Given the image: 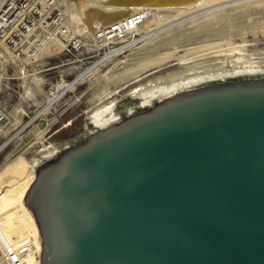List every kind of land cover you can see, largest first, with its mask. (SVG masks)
Listing matches in <instances>:
<instances>
[{"label":"water","instance_id":"water-1","mask_svg":"<svg viewBox=\"0 0 264 264\" xmlns=\"http://www.w3.org/2000/svg\"><path fill=\"white\" fill-rule=\"evenodd\" d=\"M27 156L37 264H264V51L143 80Z\"/></svg>","mask_w":264,"mask_h":264},{"label":"bare ground","instance_id":"bare-ground-1","mask_svg":"<svg viewBox=\"0 0 264 264\" xmlns=\"http://www.w3.org/2000/svg\"><path fill=\"white\" fill-rule=\"evenodd\" d=\"M74 1H76V5L74 2L71 14L73 22L76 26L86 30L84 35L87 39L91 38L95 28L101 23L109 25L111 23L128 20L129 18L136 17L138 13L140 14L139 18L143 20V23L138 26L137 33L141 38L136 42L144 41V45L138 49L137 47L133 48L131 50L132 53L129 51L130 54L127 56L130 59L139 61V64L136 62L138 66L135 65L136 68L133 66L134 68L126 71L125 74L115 76V78L112 76L108 77V75L111 74L109 73L111 70L105 75L108 80L107 83L109 81L112 83L117 82V86L140 79L141 75L147 72L150 67L158 68L176 60V53L178 51L191 49L197 51L212 50L205 58L188 63L193 64L202 61L190 67L213 62L210 59L216 61L246 53L247 51L243 49L235 50L237 47H232L234 50L231 51V49L230 52L224 49L225 51L222 53L223 50L219 51L218 48V51H213L218 45H212V41H216L217 44V40L226 37L230 39L226 44L234 46L235 44L233 41L236 38L244 40L248 34H253L255 36L256 34L258 35L264 32V0ZM202 14L203 17L200 19L204 20V23L207 22V20L210 22H207L205 27L203 26V29H207L208 32L201 34L198 28L202 26L203 21L198 24H194L195 20L191 23L189 22L196 16ZM183 20L184 22L190 20L186 24L189 23L194 26L192 28L189 27V29L185 26L187 30H181V27H184ZM231 22L236 23V25L232 26ZM228 25H231V28L227 27ZM173 27L178 29H174ZM171 28H173V30ZM159 34H162L164 39L156 40L155 37L158 38L159 36L160 38ZM129 39L128 36L124 41H128ZM244 41L246 42V40ZM203 43L207 45L202 47L199 46V44ZM218 44L221 43L218 42ZM219 48L221 49V47ZM144 55L148 56L142 58ZM99 72L101 71H88V76L94 75L97 79ZM33 76L37 77L40 75L34 74ZM102 92H104V90ZM79 98L81 97H78V99ZM54 107L53 101L50 100L45 107L39 111L40 115L49 117ZM56 119L57 118H53L51 123H49V127L44 131L35 128L33 132L27 136L28 143H26L23 148H21V144L24 143H17L10 152L9 158L5 160L0 168V234L17 244L28 243L31 245V252L27 257L26 264H37L40 242L33 215L22 204L35 180L32 166L30 167V163L25 158V155L34 145L43 140L44 133L48 132L49 129L57 123ZM23 140L24 139H21V141Z\"/></svg>","mask_w":264,"mask_h":264},{"label":"built area","instance_id":"built-area-1","mask_svg":"<svg viewBox=\"0 0 264 264\" xmlns=\"http://www.w3.org/2000/svg\"><path fill=\"white\" fill-rule=\"evenodd\" d=\"M73 6L74 0H3L0 6V158L41 122L49 126L58 119L60 106L76 99L80 87L96 81L88 71H102L139 43L137 29L143 23L139 13L122 22L101 23L87 39L86 30L73 22ZM34 74L45 79L43 105L30 117L24 115V123L18 125L9 111L14 100L9 86L14 81L25 88V80ZM50 100L55 113L40 115ZM30 252V244H17L0 234V264H26Z\"/></svg>","mask_w":264,"mask_h":264},{"label":"rangeland","instance_id":"rangeland-1","mask_svg":"<svg viewBox=\"0 0 264 264\" xmlns=\"http://www.w3.org/2000/svg\"><path fill=\"white\" fill-rule=\"evenodd\" d=\"M74 2L76 5V1H74ZM2 3H3V0H0V6ZM201 17H203V14L200 16H196L191 21L187 20L186 22H184V20H183L185 25L183 24L184 27H181L182 28L181 30H185L186 28L189 29V27L192 28L194 25H190L189 23H191L195 20L194 24H198L199 22L203 21L202 26H201L202 28L200 26H199L200 28H198L200 30V31L198 30L199 33H201V34L207 33L208 30L205 28L203 29V26L205 27V24H207V22H210V21L207 20V22L204 23V20L200 19ZM249 21H251V20H249ZM187 22H189V23L186 24ZM232 23L233 22H231L232 26L236 25V23H233V24ZM231 25H228L227 27L231 28ZM185 26H186V28H185ZM173 28L178 29L175 27H173ZM173 28H171V29L173 30ZM174 32H175V30H174ZM165 33H162V34L166 35ZM162 34L161 35L159 34L160 38H159V36H158V38L155 37L156 40L164 39ZM166 36H168V35H166ZM227 39L228 38H226V37H224L223 39H219V40H217V44H216V41L215 42L212 41V45H214V46L218 45L215 49L212 48V49H214L213 51H218V50L222 51L223 50L222 51V53H223L225 50L226 51L229 50V52H230L231 49H232L231 51L234 50L232 47H237V48H235V50L243 49L244 51H247V52L264 51V32L261 34H258V35L256 34L255 36L253 34L246 35V39H244V40H246V42L242 39L236 38L233 41V43L236 46L234 44H233L234 46L227 45L226 44L227 41L230 40V39H228V40ZM218 42L221 44H218ZM143 45H144V41L143 42L140 41L136 45V47L138 49L139 47H141ZM204 45H207V44H204V43L199 44V46H201V47ZM219 47H221V49ZM217 48H218V50H217ZM193 49H195V48H193ZM131 50H128L123 55H121L120 57L113 60V62L108 63V65L101 72H99L98 77L95 81L96 83L92 82L90 85H85V86L80 87L78 89V91L76 92V94L74 95V96H77L76 99H74L72 102L68 103L67 105H64V104L61 105L60 107L62 108V110H59V113H61L59 118H58L59 122H58V119H56V122H58L56 129H58L60 131L58 133H56L54 136H52L51 138L50 137L47 138V136H48L46 134L47 132L44 133L43 140L40 143L34 145L27 152V154L30 153L31 151H33L34 149L38 148L39 146H41L45 142L49 141L50 139H52L56 135L60 134L61 132H63L67 128L71 127L72 125H74L75 123L80 121L81 119L85 118L86 116H88L92 112L96 111L97 109H99L103 105L107 104L108 102H110L114 98L118 97L119 95H121L122 93H124L128 89L132 88L133 86H135L139 82H141L143 80L150 79V78L158 77L161 75L169 74L172 72L180 71L183 69L191 68L190 67L191 65L201 63L202 61L195 62L193 64H188V63H191L197 59L199 60V59L205 58L207 54L212 52V50H210V51L209 50L197 51V50H192V49L186 50V51H184V50L178 51L176 53V55H177L176 60H173L169 63H166V64H164L158 68H153V67L151 68L150 67L151 69L149 68V70L147 72H145L144 74H142L140 79H138V80H134L130 83H123V84L118 85V86H117V82L112 83L109 81L107 83L108 80L106 79L105 75L110 70H111V72H109V73H111V74H109L110 76L108 75V77L112 76L115 78V76L125 74V72L129 71V69H132L134 67L136 68V66H138L136 62H138V64H139V61H137L136 59H130L129 57H127L130 54ZM162 51H160V52H162ZM194 51H195V53H194ZM146 56H148V55H144V57H142V58H146ZM5 60H6V58H5ZM210 60L214 61L212 59H210ZM204 61H206V60H204ZM29 77L30 78L26 77L27 79L25 78L26 79L25 83L28 84L27 86H25V88H23V86H19V83L14 82V81H12L10 83V86H9L12 89L11 91H13V94H14V100H13L11 106L9 107V111H10V114L14 116V119H15L16 123H18V125L24 123L25 120H21V119L25 118L24 115H29V117H30L31 114H33V113L35 114V112L42 107V105H43V94L45 93V91H47L46 87H41L45 81L43 75H40L37 77L30 75ZM33 84H35V86H37V87H35V86L33 87ZM103 90H104V92H102ZM78 97H81V98L78 99ZM92 97H93V99H92ZM24 100H26V101H24ZM60 107H58V109ZM52 112L55 113L54 111H52ZM28 119L29 118L26 117V121ZM33 130L31 129L30 132L26 135V137L28 135H30L33 132ZM14 147L10 148L0 158V168L2 167V164H4L5 160L7 158H9V154L14 149ZM27 154L25 155V158L29 161ZM29 163H30V161H29ZM30 167H31V164H30Z\"/></svg>","mask_w":264,"mask_h":264}]
</instances>
